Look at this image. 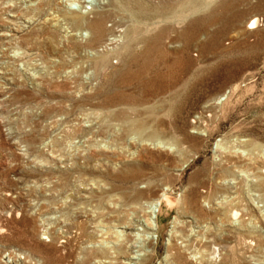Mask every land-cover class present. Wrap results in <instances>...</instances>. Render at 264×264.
<instances>
[{
  "label": "rangeland",
  "instance_id": "rangeland-1",
  "mask_svg": "<svg viewBox=\"0 0 264 264\" xmlns=\"http://www.w3.org/2000/svg\"><path fill=\"white\" fill-rule=\"evenodd\" d=\"M253 16L264 0H0V264H264Z\"/></svg>",
  "mask_w": 264,
  "mask_h": 264
},
{
  "label": "bare ground",
  "instance_id": "bare-ground-1",
  "mask_svg": "<svg viewBox=\"0 0 264 264\" xmlns=\"http://www.w3.org/2000/svg\"><path fill=\"white\" fill-rule=\"evenodd\" d=\"M105 12L101 11L97 14L96 18L91 22L90 28L93 30V33L95 35H97V38L99 35H101L102 31H104V28L102 27V18L104 17ZM79 17H83V16H79ZM257 17H251L248 22L246 23V28L247 29H256V24H257ZM80 19V18H79ZM104 33V32H103ZM104 36V35H103ZM102 38V37H101ZM104 38V37H103ZM99 40H101L99 38ZM150 49V48H149ZM109 54V53H108ZM99 63H103L105 61V57L103 56L102 58H99ZM108 61V60H107ZM99 64V65H100ZM101 67V66H100ZM220 100V99H219ZM217 101V100H216ZM252 158L248 157L246 163L247 164H252ZM264 173V169L262 170ZM149 209H150V214L147 217L146 223L148 224V228L150 229H155L156 228V221L155 218H157V215L155 213V211H159V207L156 208V206H160L162 203L164 204L163 206H165L166 210L169 211L172 207H174V205L177 204V198L173 197L172 195H170L169 193L166 192H162L160 194V197L158 200L152 199L149 202ZM232 216H236L237 212L234 210L231 213ZM146 224V226H147ZM148 234V232H147ZM148 236H150V234H148ZM145 250V249H144ZM144 253L141 250H135L134 253L132 255H130L129 257L132 259H138V256L143 255Z\"/></svg>",
  "mask_w": 264,
  "mask_h": 264
},
{
  "label": "built area",
  "instance_id": "built-area-1",
  "mask_svg": "<svg viewBox=\"0 0 264 264\" xmlns=\"http://www.w3.org/2000/svg\"><path fill=\"white\" fill-rule=\"evenodd\" d=\"M257 24L256 28L264 26V17L263 16H257Z\"/></svg>",
  "mask_w": 264,
  "mask_h": 264
}]
</instances>
